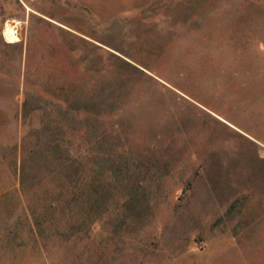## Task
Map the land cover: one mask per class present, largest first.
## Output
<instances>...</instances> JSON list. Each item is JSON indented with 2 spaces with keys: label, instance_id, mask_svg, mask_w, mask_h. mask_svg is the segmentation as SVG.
Here are the masks:
<instances>
[{
  "label": "rangeland",
  "instance_id": "374dc122",
  "mask_svg": "<svg viewBox=\"0 0 264 264\" xmlns=\"http://www.w3.org/2000/svg\"><path fill=\"white\" fill-rule=\"evenodd\" d=\"M0 264H264V0H0Z\"/></svg>",
  "mask_w": 264,
  "mask_h": 264
}]
</instances>
